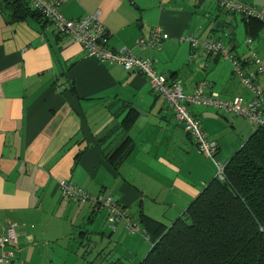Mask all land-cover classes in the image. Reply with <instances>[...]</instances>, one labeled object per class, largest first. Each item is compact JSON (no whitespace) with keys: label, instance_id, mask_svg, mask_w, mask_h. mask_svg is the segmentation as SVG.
Listing matches in <instances>:
<instances>
[{"label":"crops","instance_id":"0c3cea01","mask_svg":"<svg viewBox=\"0 0 264 264\" xmlns=\"http://www.w3.org/2000/svg\"><path fill=\"white\" fill-rule=\"evenodd\" d=\"M237 1L264 6V0ZM215 3L67 0L60 11L68 18L97 15L109 32L108 47L154 57L157 71L168 81L179 80L185 92L205 80L208 95L249 100L251 91L234 75L229 58L202 47L192 50L183 39H219L256 70L248 58L255 53L264 61L257 53L264 49V28L251 35V51L238 48V13H219ZM14 11L0 0V235L4 225L17 224L15 256L6 264H78V259L139 264L149 247L140 253L137 233L122 224L110 230L104 210L68 200L59 183L69 180L93 195H112L142 228L152 220L169 226L214 177L215 166L142 74L89 56L47 20ZM217 19L230 21L225 27L232 32L216 29ZM154 26L165 34L161 49L139 51L137 40ZM243 30L247 37L244 23ZM253 83L264 92V74L256 72ZM188 108L217 142V154L223 152L222 134L230 133L228 158V153L219 157L223 164L251 135L249 122L234 113L204 105ZM124 141L127 155L109 162L104 154L122 151Z\"/></svg>","mask_w":264,"mask_h":264},{"label":"built area","instance_id":"2783aa9c","mask_svg":"<svg viewBox=\"0 0 264 264\" xmlns=\"http://www.w3.org/2000/svg\"><path fill=\"white\" fill-rule=\"evenodd\" d=\"M27 2L28 6L38 10L53 27L55 33L68 36L78 43L89 56L98 58L109 64H118L126 71H136L142 74L149 83L152 91L162 96L174 112L178 122L183 125L187 134L193 139L201 153L214 161L217 142L210 139L203 129L200 120L189 110V105L211 106L226 113L247 118L252 125L264 122V94L253 83L256 72L264 74V61L255 53H252L248 62L255 65V71L250 70L235 58L231 50L221 40L207 37L203 40L194 35L186 36L192 50L202 47L207 53H217L232 61V71L239 81L251 91L252 97L247 100L235 97L231 100L220 98L217 94H206L207 82L199 81L191 92H185L179 80L168 81L155 67V58L140 57L130 50H115L105 45L104 36L106 27L97 15H86L79 18L64 16L60 7L67 0H20ZM220 11L239 13L245 18H255L264 25V6L255 7L237 0H215ZM165 34L158 26L151 28L149 35L137 40L139 51L160 50ZM245 42L251 48L252 40L246 38ZM215 162V161H214ZM216 173L219 179H223L224 166L215 162ZM61 195L76 203H89L94 209H102L105 212L107 228L114 231L117 225L122 224L131 233H139L147 238L144 228L134 222L128 215L127 209L112 195H93L84 188L64 180L59 183ZM17 247V224L9 223L3 226L0 235V264L9 263L15 256Z\"/></svg>","mask_w":264,"mask_h":264},{"label":"trees","instance_id":"16d2710c","mask_svg":"<svg viewBox=\"0 0 264 264\" xmlns=\"http://www.w3.org/2000/svg\"><path fill=\"white\" fill-rule=\"evenodd\" d=\"M3 1L15 14L45 19L27 2ZM243 23L250 39L264 28L255 18L243 17ZM108 35L107 30L105 45ZM122 148L104 156L113 162L120 155V162L130 150L125 141ZM223 166V179L214 175L169 226L145 224L151 246L139 264H264V122L252 125L251 135Z\"/></svg>","mask_w":264,"mask_h":264},{"label":"rangeland","instance_id":"374dc122","mask_svg":"<svg viewBox=\"0 0 264 264\" xmlns=\"http://www.w3.org/2000/svg\"><path fill=\"white\" fill-rule=\"evenodd\" d=\"M215 5H216V7H217V3H215ZM217 9H218V7H217ZM218 11H220V10H218ZM221 12H225V11H221ZM236 20H237V22H236V25L234 26L235 27V35H234V37H235V39H236V42H238V48L239 47H242V46H245V47H247V44H246V42H245V39L247 38L246 36H245V33H244V30H243V23H242V21L240 20V15H239V13L238 14H236ZM206 27H208V26H206ZM204 31V30H203ZM222 36H223V38L225 39L226 37H225V35H224V33L222 32V31H220L219 32ZM262 40H264V37H262ZM253 44L251 43V46H252ZM252 48V47H251ZM251 48H249L250 49V51H251ZM257 53H259V56L260 55H262V56H264V49H260V50H258L257 51ZM235 116H238L239 118H241V119H246V121L247 122H249V125H250V127L252 128V123L250 122V121H248L247 120V118H245V117H243V116H240V115H235ZM230 138H231V135H230V133H228V132H225L224 134H222V136H221V142H222V145H223V152H222V154H216V156H215V158H214V161L215 162H218V163H222L223 162V160H220L219 159V157L221 158V156L223 155V154H227V156H226V159L228 158V155H229V152H227L228 151V149H229V141H230ZM202 154V153H201ZM203 155V154H202ZM204 156V155H203ZM205 157V156H204ZM206 159H208L207 157H205ZM225 159V158H224ZM209 161L215 166V170H216V165H215V162L212 160H210L209 159ZM223 164V163H222ZM188 166H189V163L187 162V165L185 166V171L187 172L188 171ZM191 169H192V172H193V170L195 169V167H191ZM199 171H196L195 170V175L198 173ZM216 172V171H215ZM192 175H193V173H192ZM135 234V233H134ZM136 245H137V247H139V249H140V253L142 252V253H144L145 252V250H146V248H150V246H151V242L147 239V238H144L141 234H139V233H137L136 234ZM121 252H123L124 253V250H123V248H120L119 249ZM82 252H83V250H81V251H79V253L80 254H82ZM70 256H71V254H70ZM87 256V255H86ZM80 262L78 263V264H85L84 263V261H82L81 259H78Z\"/></svg>","mask_w":264,"mask_h":264},{"label":"water","instance_id":"95a60500","mask_svg":"<svg viewBox=\"0 0 264 264\" xmlns=\"http://www.w3.org/2000/svg\"><path fill=\"white\" fill-rule=\"evenodd\" d=\"M221 11H219L220 13ZM219 17V14L216 15V18ZM229 23H231L230 21H226V20H219L217 19L215 22V28L216 29H223L225 30L228 34H230L232 32V28H226L225 26L228 25Z\"/></svg>","mask_w":264,"mask_h":264}]
</instances>
